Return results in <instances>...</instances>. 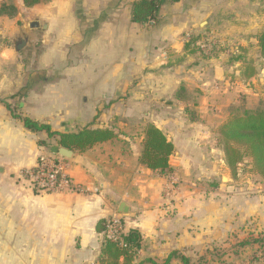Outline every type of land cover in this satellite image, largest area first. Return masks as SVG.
<instances>
[{
	"label": "crops",
	"instance_id": "0c3cea01",
	"mask_svg": "<svg viewBox=\"0 0 264 264\" xmlns=\"http://www.w3.org/2000/svg\"><path fill=\"white\" fill-rule=\"evenodd\" d=\"M136 1L0 0L16 8L0 15V180L7 183L0 244H18L4 264H97L103 235L96 223L115 216L142 236L135 262H161L172 251L191 257L242 227L264 230V192L217 182L227 167L215 130L224 108L241 100L235 93L243 82L228 75L240 61L227 62L237 47L206 56L229 47L224 41L244 24L240 10L255 8L254 0H162L157 19L145 23L132 20ZM204 33L219 41L211 40L202 59L184 44L186 35L213 38ZM20 39L26 43L16 51ZM107 105L126 109L122 121L163 131L174 145L172 172L156 174L138 161L143 133L128 150L120 133L63 157L71 191L27 188L21 170L59 144L17 116L69 133L106 125L114 118L103 111ZM121 202L132 216L117 212Z\"/></svg>",
	"mask_w": 264,
	"mask_h": 264
},
{
	"label": "trees",
	"instance_id": "16d2710c",
	"mask_svg": "<svg viewBox=\"0 0 264 264\" xmlns=\"http://www.w3.org/2000/svg\"><path fill=\"white\" fill-rule=\"evenodd\" d=\"M48 0H23L25 6H32ZM162 0H138L132 7V20L137 23L155 21L158 17ZM16 8L12 5L2 3L0 15L12 16ZM199 36L189 35L184 44V49L189 52L203 50L197 45ZM258 46L261 54L264 53V30L257 36ZM239 59V57L237 58ZM243 76H252L253 68L249 65ZM179 91L176 96H179ZM23 125L33 131H45L48 137L55 138L56 142L63 147L74 151H82L95 143L103 142L114 138L117 132L108 126H93V122L86 124L75 132L62 133L52 131L46 123L37 122L27 116H17ZM218 143L223 151L226 166L235 172L238 164L249 157L254 169L264 178V109L256 111H244L241 115H233L225 120L218 127ZM48 146L45 140L39 142ZM143 147L138 161L156 174H167L172 172L169 165V156L174 151V145L167 139L161 129L153 123L144 127ZM122 223L123 218L121 217ZM96 231L102 233L103 241L97 264H169L171 259L176 258L181 264H195L191 257L178 251H172L161 262L152 258H146L135 262V256L143 246V239L140 232L135 228H128L117 238L107 234L108 221L99 219L96 223ZM251 241L263 245L264 238L246 240L240 244H248ZM264 249V248H263ZM261 264H264L261 262Z\"/></svg>",
	"mask_w": 264,
	"mask_h": 264
},
{
	"label": "rangeland",
	"instance_id": "374dc122",
	"mask_svg": "<svg viewBox=\"0 0 264 264\" xmlns=\"http://www.w3.org/2000/svg\"><path fill=\"white\" fill-rule=\"evenodd\" d=\"M253 3V0L250 1ZM253 6L255 8H249L246 10H240L242 13L241 24L237 26V29L233 32V35H229L231 42L224 41V44L215 47L213 51L208 52L206 56L216 55L217 52L225 51L227 48L237 49L230 53L227 57V62L233 63L234 61H240L235 66L232 72H229V76L232 78L235 76L237 79L243 82L238 85V89L235 93L239 95V102H234L228 108H224V112L228 113L226 119H224L216 127V140L218 142V127L228 118L233 115H241L244 111H256L264 109V53L261 54L260 48L257 42L258 34L264 30V0H254ZM238 11V10H236ZM204 33V38H210L214 35ZM233 36V37H232ZM217 39V37L210 38L208 40ZM209 41V42H210ZM223 42V41H222ZM219 42L217 43V45ZM200 58L204 59L205 54H199ZM239 57V59H237ZM234 65V64H233ZM251 66L254 70L252 76H243V72L246 74V67ZM104 112L110 111V116L114 117L111 121L104 126L112 127L116 132V136L120 133L126 135V138H121L124 141L123 147L128 150L131 145L136 144L138 137L144 132V127L148 123L152 122H132L122 121L119 116L125 113L126 109L122 106H110L107 105L103 108ZM118 118V119H117ZM125 130V131H121ZM132 139H134L132 141ZM41 140H39L40 142ZM48 144L51 141L47 142ZM143 143H139L138 146V157L142 150ZM137 157V158H138ZM227 167V166H226ZM224 178L221 180L218 178V184H234L237 188H247L251 192H264V178L257 173L252 165V161L249 157H245L237 166L235 172H232L228 167L222 172ZM26 182V181H25ZM24 182V184H26ZM7 185L6 182L0 180V191L1 188ZM31 191L36 192L32 188L28 187ZM40 193V192H37ZM42 193V192H41ZM48 194V193H42ZM229 241L223 239L218 243L204 249L201 254L192 255L191 258L195 264H261L264 260V247L261 244L251 241L248 244H240L246 240H253L255 238H264V230H251L250 227L240 228L238 232L233 234ZM1 240V238H0ZM12 249L13 253L17 254L18 244H0V264H4V260L8 259L9 249ZM7 252V257L4 255ZM14 255V254H13ZM15 257V256H14Z\"/></svg>",
	"mask_w": 264,
	"mask_h": 264
},
{
	"label": "built area",
	"instance_id": "2783aa9c",
	"mask_svg": "<svg viewBox=\"0 0 264 264\" xmlns=\"http://www.w3.org/2000/svg\"><path fill=\"white\" fill-rule=\"evenodd\" d=\"M188 37L189 35H186V39ZM209 41L201 39L197 41V45L202 50H206L210 47L211 41ZM20 174L27 182V186L36 192L60 193L73 189L72 178L65 170L63 157L56 154L47 153L39 155L35 163L31 167L22 169ZM169 179L171 186L177 182L175 174H170ZM167 193H169V190ZM107 221V234L114 239L125 231L120 216L111 217Z\"/></svg>",
	"mask_w": 264,
	"mask_h": 264
},
{
	"label": "water",
	"instance_id": "95a60500",
	"mask_svg": "<svg viewBox=\"0 0 264 264\" xmlns=\"http://www.w3.org/2000/svg\"><path fill=\"white\" fill-rule=\"evenodd\" d=\"M25 43H26V41L24 39H20L15 45L16 51L21 50L23 48V46L25 45ZM49 151L52 154H56V155H59V156L64 157V158H70L72 156V153H73V151L71 149H68L66 147L59 146V145H51L49 147ZM117 212L124 217L132 216V214L128 211V206L126 205L125 202H121L119 204Z\"/></svg>",
	"mask_w": 264,
	"mask_h": 264
}]
</instances>
